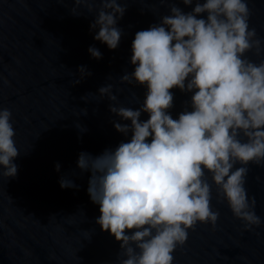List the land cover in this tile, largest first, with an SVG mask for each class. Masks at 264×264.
Returning <instances> with one entry per match:
<instances>
[{
  "label": "clouds",
  "instance_id": "1",
  "mask_svg": "<svg viewBox=\"0 0 264 264\" xmlns=\"http://www.w3.org/2000/svg\"><path fill=\"white\" fill-rule=\"evenodd\" d=\"M83 2L89 11L96 8L89 28L93 38L117 48L123 34L117 21L126 5ZM182 3L194 6L184 11L168 0L159 22L134 34L133 69L120 80L143 87L142 102L137 107L113 103L118 97L111 84L98 89L111 101L109 110L118 117L113 126L126 139L96 155L81 150L76 161L81 173L90 174L87 192L100 212L96 223L120 242L125 257L120 264H173L188 229L198 221L215 226L219 210L211 206L209 177L245 229L264 222L245 186L249 165L264 167V37L250 27L248 0ZM250 51L258 62L249 58ZM88 52L102 57L94 45ZM78 72L80 79L91 75L86 65ZM173 88L191 93L176 118L169 111ZM11 118L9 108H0V174L5 177H14L18 167ZM55 168L60 170L59 162ZM59 184L79 187L69 175H61Z\"/></svg>",
  "mask_w": 264,
  "mask_h": 264
},
{
  "label": "water",
  "instance_id": "2",
  "mask_svg": "<svg viewBox=\"0 0 264 264\" xmlns=\"http://www.w3.org/2000/svg\"><path fill=\"white\" fill-rule=\"evenodd\" d=\"M175 2L184 11L194 6ZM118 3L126 5L117 21L123 34L118 47L109 49L93 38L89 28L96 8L89 11L83 0H0V108L12 111L19 151L16 175L0 174V264H120L125 258L120 242L96 223L100 212L87 192L90 174L81 173L76 161L81 150L96 155L126 139L113 126L118 117L109 110L111 101L98 89L111 84L118 97L113 103L137 107L142 102L143 87L120 76L133 69L135 32L159 22L168 0ZM248 3L250 27L264 37V0ZM90 45L102 52L100 59L91 57ZM247 55L258 62L253 52ZM79 65L91 75L80 79ZM170 91L169 111L176 118L191 93ZM249 168L245 186L264 221V167ZM61 175L79 187L61 188ZM209 183L211 206L219 210L216 224L198 221L188 229L173 264H264V222L245 229L227 201L218 198L210 177Z\"/></svg>",
  "mask_w": 264,
  "mask_h": 264
}]
</instances>
